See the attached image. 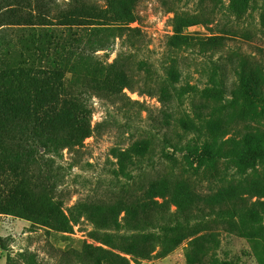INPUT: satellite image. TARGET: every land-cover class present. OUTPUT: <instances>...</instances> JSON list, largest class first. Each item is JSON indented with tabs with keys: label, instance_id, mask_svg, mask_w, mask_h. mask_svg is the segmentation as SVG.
Here are the masks:
<instances>
[{
	"label": "rangeland",
	"instance_id": "374dc122",
	"mask_svg": "<svg viewBox=\"0 0 264 264\" xmlns=\"http://www.w3.org/2000/svg\"><path fill=\"white\" fill-rule=\"evenodd\" d=\"M113 1L0 0V264H264V156L254 173L237 158L249 146L264 151V0H137L130 26L143 40L113 24L82 25L76 35L70 24L47 23H68L81 10L110 20ZM175 11L199 13L185 34L220 38L207 54L170 47ZM211 58L235 97L252 102L233 123L237 152L224 151L232 160L222 169L236 177L178 183L174 199L140 209L144 183L168 189L160 153L171 151L163 137L175 120L161 99L203 101L164 94L172 88L166 69L179 73L173 85L203 89ZM121 78L124 94L104 96ZM59 91L70 103L44 113ZM86 105L92 135L82 141L61 113ZM141 137L158 155L126 151Z\"/></svg>",
	"mask_w": 264,
	"mask_h": 264
},
{
	"label": "trees",
	"instance_id": "16d2710c",
	"mask_svg": "<svg viewBox=\"0 0 264 264\" xmlns=\"http://www.w3.org/2000/svg\"><path fill=\"white\" fill-rule=\"evenodd\" d=\"M137 0H122L123 7L120 10H115V3L113 1L112 12L113 18L108 19L101 14V12H94L93 14L87 11L81 10L76 18L69 21L68 23H52L49 24H70V29L75 31L76 35H80L85 26L89 31H100L107 29L106 27H97L98 25L113 24L115 27H122L131 36H139L134 29L130 26L137 16L134 15L132 4ZM201 0L199 1L200 4ZM89 14V15H88ZM198 14H192L188 11H175V34L169 37L170 47L179 46L181 48H191L198 49L202 54H207V50L211 46V43L220 40L218 37L208 38V37H197L190 36L184 33L183 28L199 23L197 20ZM110 21V22H107ZM77 26V29H74ZM88 26V27H86ZM65 34L67 30L64 31ZM144 36H139L138 39L143 40ZM249 59L244 58V63L249 64ZM213 65V74L210 76V84L205 86L203 89H199L197 86H190L188 83L185 85H173L179 79L178 71L173 67V64H169L166 69L167 82L172 86L171 90L166 88L163 91L164 94L172 96V94H177L179 97H184L188 92H195L199 94L203 101L191 102L186 104L183 100L180 102H172V99H161L162 102V112L166 117L170 116L175 120L174 126L171 130L164 133V144L171 148L170 152L162 150L160 153V159L163 163L168 164L167 168L170 169L168 175L165 176L166 182L168 183V189L163 192L158 191V180L153 181L151 184L144 183L143 189L140 194V200L138 207L144 209L145 207L151 206H162L169 199H174L176 196L175 184L178 183H194V187H199L200 183L204 182L205 179L209 182L216 184V179H221L222 182L230 184V181H224V178L233 179L236 177L235 172L228 175L226 168L222 169L230 163L232 160V155H226L227 152H237V147L234 146V135H232V129L234 128L235 118L246 117L248 106L252 105L251 100L239 101L235 97L236 89L232 87L231 89L225 83V79L218 77L217 69H220L218 60L210 59ZM46 73L45 71H42ZM49 67L47 73H55ZM245 74H243L244 76ZM121 78L118 85L110 87V90L103 91V95L111 99L113 97H119L124 94L123 87L124 81ZM60 90V88H59ZM229 92L230 96L227 95ZM59 93H53V97L47 105L44 106V113L50 114L56 110L58 106L65 107L70 101L67 95L62 91L61 95ZM60 96V97H59ZM75 103V100H73ZM62 109V108H61ZM88 106L84 108L77 107L72 112L62 111L61 116L71 117L68 118L75 125V138L85 139L86 137L92 135L91 129V114ZM177 114V116L174 115ZM228 134H231L229 137ZM150 137H154L150 135ZM141 137L133 141L127 148L126 151L136 152L142 159L150 160L154 155H158L156 149L152 146V138ZM156 140V137L154 138ZM230 145V148L228 146ZM124 153V152H122ZM225 157V159L223 158ZM264 156L263 150L253 149L248 147L246 154L241 157H237L239 160V165L243 164L245 166H250L252 172L257 171L256 165L253 162ZM156 162V161H154ZM148 166V165H147ZM145 166V167H147ZM246 172V177L250 176V173ZM193 176H195L193 178ZM248 179V178H247ZM218 182V181H217ZM202 190V189H200ZM160 196L163 201L157 199ZM178 209L182 210V205H178ZM175 212V213H176ZM128 210L127 215L124 220H128ZM156 221V218H153ZM144 221L141 223L139 221V226L145 224ZM181 227V223H176L173 227V231ZM177 241V239H176ZM153 246L150 245L144 250V255H148L152 251Z\"/></svg>",
	"mask_w": 264,
	"mask_h": 264
}]
</instances>
